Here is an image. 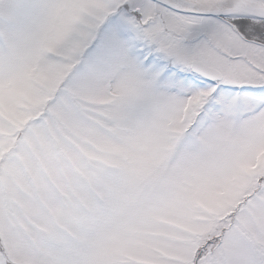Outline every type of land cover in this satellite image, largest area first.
Masks as SVG:
<instances>
[{"label":"snow or ice","instance_id":"6c2138e0","mask_svg":"<svg viewBox=\"0 0 264 264\" xmlns=\"http://www.w3.org/2000/svg\"><path fill=\"white\" fill-rule=\"evenodd\" d=\"M0 264H264V0H0Z\"/></svg>","mask_w":264,"mask_h":264}]
</instances>
